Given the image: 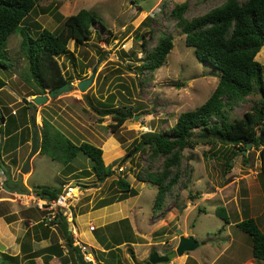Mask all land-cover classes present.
I'll return each instance as SVG.
<instances>
[{"label": "rangeland", "instance_id": "1", "mask_svg": "<svg viewBox=\"0 0 264 264\" xmlns=\"http://www.w3.org/2000/svg\"><path fill=\"white\" fill-rule=\"evenodd\" d=\"M223 1L36 0L35 7L26 17V24L32 31L41 28L54 30L61 25L57 14L67 16L81 8L91 10L99 16L106 29L101 30L99 23L94 24L92 30L100 31L101 37L97 39L93 33L84 45L75 46L73 39H70L68 50L73 62L65 57L68 54H63L58 59L72 89L48 98L42 104L33 103L34 106L24 112L23 107L27 105V101H31L29 98L35 95L36 88L27 70V60L20 51L21 36L18 29L7 39L9 65L0 66V76L6 81L0 89V136L11 133L12 145L21 139V148L15 151L14 158L18 155L20 160L25 159L31 149V116L36 120L39 136L42 117H45L76 143L84 140L101 146L107 141L106 137L113 136L123 148L122 154L111 161L109 156L113 149L107 145L104 147L102 157L106 154L109 160H103L105 164L112 165L114 174L102 182L91 172V161L80 153L68 166L78 174L87 171V177L75 178V173L71 177L63 174L61 162L41 153L33 156L28 172H20L24 160L22 164L20 162L15 165L16 169L11 176L26 185V188L43 184L61 187L66 183L80 185L82 198L75 205L74 213L88 210L90 218H94L98 224L101 220L93 215L99 212L103 200H115L109 204L122 203L125 200H116L119 192L112 180L122 176L135 187L138 194L130 197L128 204L133 203L134 207L128 218L97 226V233L107 231L113 235V241H116L109 243L113 250L98 253L104 261L98 264H146L152 251L158 249L161 250L159 252L164 251L163 254L175 251L179 241L178 229L184 236L193 235L199 246L167 262L156 264H264V260L252 255L249 234L236 225L241 219L253 217L264 232L261 146L255 148L251 144L244 152L246 147L241 150L237 146L218 142L215 145L199 144L193 149H184L181 171L184 175V171L190 169V176L182 177V181L174 189V194L177 195L173 198L167 197L165 208L156 216L152 215L156 187L151 183L137 182L135 177V173L146 164V152H137L121 167L116 162L143 132L158 131L171 126L180 112L194 109L203 103L216 87L218 70L196 59L193 49L184 43V34L169 15L178 3L187 2L184 16L191 18ZM166 34L172 36L173 47L166 55L163 65L154 72L139 71L137 66L141 65L144 57L141 46L143 38L147 41L148 50L160 36ZM255 59L264 62V46ZM93 68L96 70L91 84L83 92L78 90L77 82L89 77ZM110 96L114 99L109 100ZM256 97L257 95L247 96L246 101L235 106L230 113L231 118L241 117ZM88 100L95 108H105L108 105L128 107L134 111V116L125 120L113 133L108 127L113 122L111 115H104L100 119V115L91 108ZM10 101V107L1 105ZM11 111L20 114V117L24 113V129L19 128L21 121L18 119L11 123V127L1 126L3 114ZM161 161L162 158H158L153 166H160ZM228 162L232 165L231 168L226 166ZM3 167L4 171L7 170L5 163ZM0 191V195L10 198L7 197L8 190L2 185ZM32 194L34 193L14 195L11 199H4L7 201H0V214L15 219L10 224L19 245L17 264H30L25 259L24 251L30 252L33 249L34 240L23 234L31 229L34 231L36 221L43 215L42 211L34 208ZM122 206L126 207L127 204L122 203ZM218 206L225 208L229 223H225L215 214ZM112 218H104L103 221H113ZM150 221H157V225L151 226ZM90 225L94 223H88ZM2 226L0 224V232ZM53 228L55 230L52 231L50 241L63 243L61 231L56 226ZM96 232L91 231L87 235L94 237ZM118 236L121 238L117 239ZM23 241L26 244L25 250L21 248ZM120 241L134 244L127 243L115 249L114 245ZM146 241L153 245H142ZM90 249L88 248V252L95 251ZM35 264H45L44 259L38 257ZM49 264H60V261L57 259Z\"/></svg>", "mask_w": 264, "mask_h": 264}, {"label": "trees", "instance_id": "2", "mask_svg": "<svg viewBox=\"0 0 264 264\" xmlns=\"http://www.w3.org/2000/svg\"><path fill=\"white\" fill-rule=\"evenodd\" d=\"M35 5L36 0H0V66L9 65L6 42L9 35L18 29L21 36L20 51L27 60V70L36 88L34 94H43L50 89L57 90L69 81L58 57L68 54L65 57L73 62L68 50L70 39H73L75 46L86 44L93 33L100 39V31L92 30V27L99 23L101 30H105L106 25L91 10L81 8L67 16L57 14L61 25L54 30L41 28L32 31L26 24V17ZM186 9L187 2L178 3L171 9L169 16L184 34V43L193 49L196 59L218 70L216 87L203 103L194 109L180 112L171 126L158 131L143 132L126 148L124 155L116 160L118 167H121L137 152H146V164L135 173V177L137 182L151 183L156 187L153 216L162 213L167 197L173 198L177 195L174 194V189L182 181V177L190 176V169L184 171V175L181 171L184 158L182 152L186 148L193 149L199 144L215 145L218 142L237 146L241 150L247 143H251L255 148L261 146V169L264 172V62L255 59L264 46V0H224L191 18L184 16ZM172 39L169 34L162 35L146 50L147 41L143 38L141 46L144 57L137 69L141 72H154L162 66L173 47ZM5 84L6 81L0 76V89ZM253 95L257 97L252 101L250 108L241 117L231 118L232 109L246 101L247 96ZM108 99L114 98L110 96ZM88 103L100 115V119L104 115H111L113 122L108 127L113 133L125 120L134 116V111L125 106L108 105L105 108H95L90 100ZM27 104L29 107L34 106L31 101H27ZM39 153L61 162L63 174L69 177L75 172L69 169L68 165L79 153L91 161L90 170L99 182L114 174L112 165L104 162L109 159L106 154L102 157L101 146L84 140L79 143L72 141L45 117H42L40 127ZM158 158H162L161 164L154 167L153 164ZM226 166L232 167L229 162ZM5 173V184L13 192H33L48 199H53L60 193L61 185L43 184L26 188L20 181L11 180L8 172ZM82 173L84 175H81ZM86 173L87 171L75 173L73 177L89 176V173ZM112 184L119 192L116 200L137 194L135 187L122 176L114 178ZM113 201L115 200L112 198L103 200L101 205ZM215 214L225 223H229L223 206L216 207ZM36 222L34 231L31 229L23 235L29 236V239L47 238L48 224L39 220ZM51 223L60 226L64 243H53L42 250L24 251L25 259H28L30 264H35L34 258L40 256L41 251L47 253L44 255L46 264L52 256L58 257L62 264H93L85 261L79 248L74 245L63 217ZM236 225L249 234L252 255L264 260V232L259 228L256 219L244 218ZM109 243L103 244L105 249L112 247ZM21 248L26 249L24 241ZM0 257V264L18 262V255L2 253Z\"/></svg>", "mask_w": 264, "mask_h": 264}, {"label": "crops", "instance_id": "3", "mask_svg": "<svg viewBox=\"0 0 264 264\" xmlns=\"http://www.w3.org/2000/svg\"><path fill=\"white\" fill-rule=\"evenodd\" d=\"M32 97L29 99L31 100ZM11 102L12 101H10L9 103H1V105L10 107ZM29 108H30L29 104H27V105L25 104V106L23 107V112ZM1 111L2 110L0 109V114H1ZM19 115L20 114H17L15 111L6 112V114L4 113L2 116L1 126L4 127V126L9 125V127H11V123L13 121H15L16 119H18L21 121V126L19 128L24 129V127H25L24 126L25 125L24 113H22L21 117ZM13 132L14 131H12V133ZM11 135L12 134L8 132L5 135L0 136V164L2 165V167H0V185H2L3 188L8 190V192H7L8 196L7 197H10V198H6L3 195H0V201L1 202L7 201L4 199H11V196H14V195L20 196V193L11 191L10 187L6 186V184H5V179H6V173L5 172H9V169H11L9 173H11V176H13L12 172L14 171V169H16L15 165H18V163H20V162L22 164V162L25 160L24 158L20 160V157L18 155L16 158H14L13 154L15 153V151H18L21 148L20 147L21 145L19 144L21 139H18V141H16V144L12 145ZM20 136L23 137L22 134H20ZM106 140L107 141H105L101 145V148L104 151V147L107 145L108 148L113 149L110 153V156H109V159L112 161L113 159H116L117 157H119L122 154L123 148L121 147L120 142L117 141L113 136L106 137ZM2 149H4V151H2ZM32 160H33V158L31 159V161ZM2 161L6 164L7 170H5V171H4V167H3L4 163L2 164ZM31 161H30V167H31ZM11 180L14 181L13 178H11ZM12 185H13V183H12ZM24 186H26V185H24ZM0 194H1V191H0ZM136 195H134V196H136ZM130 197H133V196H130ZM130 197H127L125 200L122 201V203L127 204L126 207L122 206V203H116V202L99 207L100 208L99 212L94 213V215H93L94 217H97L98 219L101 220V222L99 224L95 223L94 218H92V219L90 218L89 213L87 212L88 210L83 211L81 213H77V212L74 213L73 212V216H74L73 223L67 222L65 220L67 222V229L70 232L72 239L74 240V244L77 241H80V242L86 244L88 246L89 250H91L90 248L95 249V251L89 252L92 255V258H93L95 264H98V262H100V263L104 262L101 259V256H99L100 254H98V253H101L100 251H102L103 253H106V252H108V250L112 249V247L110 249H105L103 244L107 243V242H110V243L116 242V241H113V238H112L113 235L107 231H105V233H104V230H103V232L97 233L96 232L98 230L97 226H99V225L102 226L103 223L105 225H109L110 223L117 222V221H120L121 219L128 218L130 210L134 207L133 203L128 204L129 201H131ZM1 199H3V200H1ZM2 216H3V219L1 218ZM5 216H6V214H0V224H1V226H2V224H4V226H2L3 229L0 232V253H6L9 255L15 256V255H18V253H19V245L16 242L17 237L14 234L15 232L12 230L13 226L10 224L11 222H14L13 220H15V219L12 216H9V217H5ZM108 217H113L112 218L113 221L104 222L103 221L104 218H108ZM6 218H8V219H6ZM51 222L52 221L48 222V226H49L48 237L41 239V240H37V239L33 238V240H34L33 241V249L31 251L42 250L43 248L48 247L49 245L58 242V241H54V242L50 241L52 231L55 230V228H53L54 226H56V228L59 231H61L60 226H58V224H52ZM90 222L94 223V225L96 227L94 230H89L88 223H90ZM150 223H151V226L157 225V221H155V222L150 221ZM91 231L96 232L95 236H94L95 238L92 235L90 237L87 235ZM134 235H137V234H134ZM119 238H121V237L118 236L117 239H119ZM63 240H64V238H63ZM102 242H104V243H102ZM151 242H152V240H151ZM58 243L63 244L64 242L62 243L60 241ZM127 243L134 244V242L120 241L119 243H116L114 245L115 249L120 248V247H122V245H125ZM146 244L150 245V246L153 245L152 243H150V241H146L142 245H146ZM154 244H156V243H154ZM159 251H161V250H158V249L156 250V252L160 255L163 254V252H164V251L163 252H159ZM45 254H47L45 251H41L40 256H37L34 259L36 260L38 257H41L44 259ZM102 255H104V254H102ZM57 259H59V258L56 256H52V258L48 260V264L52 263L53 261H56ZM44 262L46 264L45 260H44ZM60 264H62V262H60Z\"/></svg>", "mask_w": 264, "mask_h": 264}, {"label": "water", "instance_id": "4", "mask_svg": "<svg viewBox=\"0 0 264 264\" xmlns=\"http://www.w3.org/2000/svg\"><path fill=\"white\" fill-rule=\"evenodd\" d=\"M95 70L96 68H93L91 71V75L89 77L83 78L79 82H77L76 86L78 90L83 92L87 89V87L93 81ZM71 89H72V84L69 82H66L63 85H61L57 90L50 89V90H47L46 93L34 95L31 101L32 103L36 105L42 104L45 101H47L48 98H53L55 96L62 94L65 91H70ZM30 124L33 130L31 149L28 155L26 156L23 165L20 168L21 173H26L29 171L30 161L33 158V156L39 153V149H40L39 130H38L36 120L33 116H31L30 118ZM250 147H251V143H247V146L243 151L246 152ZM177 232L179 234V241L175 248V251L168 252L166 254H161V255L158 254L156 251H152L149 254L148 262L146 264H156L159 262H167L170 259L174 258L175 256H181L184 252L193 250L199 246V242L194 238L193 235L184 236L181 233L180 229H178ZM0 262H2V258H0Z\"/></svg>", "mask_w": 264, "mask_h": 264}, {"label": "built area", "instance_id": "5", "mask_svg": "<svg viewBox=\"0 0 264 264\" xmlns=\"http://www.w3.org/2000/svg\"><path fill=\"white\" fill-rule=\"evenodd\" d=\"M81 193L83 192L79 185L73 186L71 184H64L61 187L60 193L53 199L43 198L32 194L34 208L43 212L39 221H43L44 224H48L49 221H54L60 217H65L67 220L72 221V207H74L80 200ZM94 229V225L89 226V230ZM75 245L79 248V251L85 261L95 264L92 255L88 252V247H86L84 243L77 241Z\"/></svg>", "mask_w": 264, "mask_h": 264}, {"label": "clouds", "instance_id": "6", "mask_svg": "<svg viewBox=\"0 0 264 264\" xmlns=\"http://www.w3.org/2000/svg\"><path fill=\"white\" fill-rule=\"evenodd\" d=\"M35 95H36V94H35ZM39 138H40V136H39ZM66 184H71V185H73V186H77V185H78V184H73V183H66ZM63 185H64V184H63ZM63 185H62V186H63ZM79 186H80V185H79ZM80 187H81V186H80ZM80 189H81V188H80ZM32 193H33V192H32ZM81 198H82V197H81ZM81 198H80V200H81ZM80 200H79V201H80ZM79 201H78V202H79ZM78 202H77V203H78ZM77 203H76V204H77ZM74 207H75V206H74ZM74 207H72V221H69V220L66 219L67 222H71V223H73V218H74V216H73ZM63 218H65V217H63ZM74 245H75V244H74ZM76 246H77V245H76Z\"/></svg>", "mask_w": 264, "mask_h": 264}]
</instances>
